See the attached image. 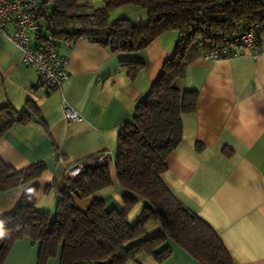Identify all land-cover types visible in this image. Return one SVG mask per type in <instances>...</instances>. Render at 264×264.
<instances>
[{
	"label": "crops",
	"instance_id": "obj_1",
	"mask_svg": "<svg viewBox=\"0 0 264 264\" xmlns=\"http://www.w3.org/2000/svg\"><path fill=\"white\" fill-rule=\"evenodd\" d=\"M80 1L99 7L104 0ZM120 7L114 19L147 20L140 7ZM8 30H13L12 25ZM177 39L178 32L168 30L141 50L118 53L86 36L70 46L58 39L59 52L67 56L68 74L59 89L49 91L22 62L20 50L0 33V106L9 104L21 112L32 103L41 121L15 123L8 129L0 137V160L16 169L46 163V170L31 183L38 185V210L51 213L57 200L55 185L63 182L68 167L104 151L111 155V185L76 199V204L85 209L98 198L108 207H123L113 166L117 136L159 76ZM187 56L185 77L176 85L197 90L196 107L181 116L182 138L168 155L161 179L185 207L215 230L233 264H264V32L255 47L241 48L229 57L206 59L197 46H190ZM121 61L143 65L130 77ZM62 101L82 120L68 121ZM31 184L0 192V221L10 217ZM50 184L54 186L45 192ZM142 206L140 201L132 207L129 222H134ZM158 228L150 223L147 232ZM169 244L171 253L161 263L140 253L126 264H198L181 247ZM38 252V242L24 237L14 242L1 264H38ZM45 264H59V253Z\"/></svg>",
	"mask_w": 264,
	"mask_h": 264
},
{
	"label": "trees",
	"instance_id": "obj_2",
	"mask_svg": "<svg viewBox=\"0 0 264 264\" xmlns=\"http://www.w3.org/2000/svg\"><path fill=\"white\" fill-rule=\"evenodd\" d=\"M39 2L41 16L56 27L58 39L75 41L86 36L114 53L141 50L168 30L177 31L178 39L159 76L118 133L113 166L123 192L121 209L108 207L98 198L85 209L76 204V199L111 185L109 159L84 168L74 178L65 175L55 185L53 214L36 208L38 185L31 184L46 170V163L16 169L0 160V192L31 184L10 217L0 221V264L14 242L24 237L38 242V264L58 253L59 264H126L140 253L161 263L171 253L169 242L198 264H233L215 230L169 191L161 175L167 169L168 155L181 141L182 114L196 107L197 90L176 85L185 77L188 48L200 41L218 45L222 38L230 39L248 25L264 22V0H104L99 7L80 0ZM125 4L144 9L147 20L134 23L124 16L110 20V11ZM71 22L81 27L66 30ZM142 65L120 63L130 77ZM31 120L41 122L32 103L21 112L9 104L0 106V137L15 123ZM53 186L48 185L45 192ZM140 201V213L129 222L130 210ZM150 223L159 228L148 233Z\"/></svg>",
	"mask_w": 264,
	"mask_h": 264
},
{
	"label": "built area",
	"instance_id": "obj_3",
	"mask_svg": "<svg viewBox=\"0 0 264 264\" xmlns=\"http://www.w3.org/2000/svg\"><path fill=\"white\" fill-rule=\"evenodd\" d=\"M9 25H12V31L8 30ZM80 27V23L71 22L65 29L75 30ZM261 32H264V22L253 23L230 39L222 38L218 45L200 41L197 47L206 59L229 57L241 48L255 47ZM0 33L20 50L22 62L35 71L41 86L49 91L60 88L68 74L67 56L59 52L57 29L51 21L41 16L39 0H0ZM62 40L67 46L73 43L71 39ZM61 108L68 121L82 120V116L65 101H62ZM110 156V152L104 151L77 161L66 169L65 175L74 178L84 168L104 162Z\"/></svg>",
	"mask_w": 264,
	"mask_h": 264
},
{
	"label": "rangeland",
	"instance_id": "obj_4",
	"mask_svg": "<svg viewBox=\"0 0 264 264\" xmlns=\"http://www.w3.org/2000/svg\"><path fill=\"white\" fill-rule=\"evenodd\" d=\"M136 6V5H134ZM136 7H139V6H136ZM118 8H121V7H118ZM118 8H115L112 12H111V15H110V20H113L114 17L116 16V14L118 13ZM141 8V7H140ZM52 193V192H51ZM56 204V203H55ZM54 210H55V205L54 207L51 209V214L54 213Z\"/></svg>",
	"mask_w": 264,
	"mask_h": 264
}]
</instances>
